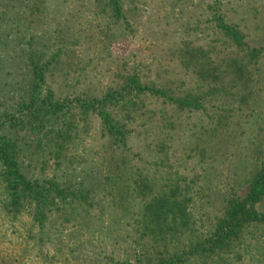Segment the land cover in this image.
<instances>
[{
	"label": "rangeland",
	"instance_id": "rangeland-1",
	"mask_svg": "<svg viewBox=\"0 0 264 264\" xmlns=\"http://www.w3.org/2000/svg\"><path fill=\"white\" fill-rule=\"evenodd\" d=\"M119 1L126 23L108 20L106 0H0V135L17 141L24 175L53 179L76 194L56 200L40 225L33 206L18 214L5 210L0 167V264H143L151 256L150 243L135 227L140 207L125 190L120 149L104 137L95 114L82 122L75 104L100 98L120 85V77L135 76L177 98L202 97L198 112L137 99L127 153L128 162L142 169L150 164L144 150L153 135L171 136L169 166L198 181L189 209L198 238L210 235L226 200L242 199L264 165V0ZM219 17L260 56L246 85H226L222 95L209 96L182 58L201 49L223 69L245 57L218 29ZM53 54L57 60L43 88L67 102L56 122L77 116V139L58 165L47 154V141L38 145L23 122L31 62L43 64ZM112 113L123 117L117 109ZM160 113L169 121H159ZM136 152L145 160L140 166ZM256 210L264 212V199ZM166 244L156 249L161 256L179 251L175 240ZM221 264H264V228H249L241 247Z\"/></svg>",
	"mask_w": 264,
	"mask_h": 264
},
{
	"label": "trees",
	"instance_id": "trees-1",
	"mask_svg": "<svg viewBox=\"0 0 264 264\" xmlns=\"http://www.w3.org/2000/svg\"><path fill=\"white\" fill-rule=\"evenodd\" d=\"M105 9L112 24L126 23L119 0H106ZM216 23L221 33L244 52L245 57H235L223 69L201 49L192 50V56L182 58L183 65L193 71L197 82L202 84L201 87L209 96L222 95L226 85L232 84V88L246 85L251 79V66L260 56L259 50L247 46L237 27L227 25L220 17L216 19ZM56 60L57 55L53 54L43 64L31 62V84L24 104L27 119L23 122L24 130L38 138V145L43 140L47 141V154L58 165L63 150L77 139L73 128V119L77 116L72 115L74 117L71 120L56 122L67 109V102L55 101L51 92L43 88L45 76ZM120 81L118 87L109 89L100 98L76 100L75 104L78 118L86 122L89 115L95 114L101 122L104 137L120 149L125 190L128 198L138 202L140 207L135 227L139 239L149 242L152 249L151 256L143 264H221L224 256L232 255L241 247L244 234L249 228H264V212L258 213L256 210V206L264 199V165L250 181L242 199L226 200L223 216L216 222L210 235L198 238L193 231L194 223L189 211L198 181L169 166L171 136L153 135L144 150L150 164L142 165V169L136 167V170L135 165L128 162L127 153L131 152L128 143L132 129L129 126L139 108L137 99H162L168 107L198 112L203 111L202 97L190 94L182 98L169 96L154 86L142 85L135 76H123ZM116 109L122 112V119L113 115L112 111ZM156 118L164 123L169 121L163 113ZM20 152L17 141L0 135L1 178L8 199L5 210L18 214L25 206H33L35 222L41 225L46 210L54 206L56 200H72L76 194L53 179L40 181L24 175L19 161ZM136 154V161L140 166L142 160H145L141 153ZM80 198L85 199L83 196ZM184 239L187 240L186 247L184 244L180 251L178 244ZM170 240L176 241L179 251L163 257L156 249L165 248Z\"/></svg>",
	"mask_w": 264,
	"mask_h": 264
}]
</instances>
